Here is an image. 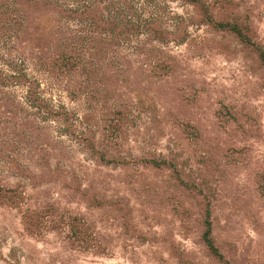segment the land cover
Segmentation results:
<instances>
[{"label":"rangeland","instance_id":"obj_1","mask_svg":"<svg viewBox=\"0 0 264 264\" xmlns=\"http://www.w3.org/2000/svg\"><path fill=\"white\" fill-rule=\"evenodd\" d=\"M234 2L232 12L248 19L264 45V0ZM169 8L176 16L192 15L180 1ZM188 31L185 44L164 50L174 57L169 76L144 73L106 85L128 112L120 156L173 158L185 181H207L208 191L201 189L211 198L213 236L224 259L264 264V193L257 189L264 175V66L232 36L205 26ZM38 77L44 98L82 117L80 130L87 126L86 134L100 143L112 110V101L100 95L103 87L96 84L99 95L83 105ZM46 124L48 139L61 143L51 152H63V173L50 182L0 176V184L19 185L24 193L14 205L0 201V264H222L200 238V197L177 186L169 169L101 166L57 123ZM206 159L212 174L202 165ZM49 163L54 170L55 161ZM28 168L40 173L38 166ZM72 219L76 226H69Z\"/></svg>","mask_w":264,"mask_h":264},{"label":"trees","instance_id":"obj_2","mask_svg":"<svg viewBox=\"0 0 264 264\" xmlns=\"http://www.w3.org/2000/svg\"><path fill=\"white\" fill-rule=\"evenodd\" d=\"M174 1L189 6L192 15H174L169 8ZM236 6L234 0H0V176L50 182L62 175L59 157L63 152H51L61 143L48 139L51 127L46 124L57 123L59 131L87 151L96 164L169 169L177 186L200 197V238L207 252L219 263L231 264L218 250L213 236L211 198L201 189L204 185L208 191L207 181H185L173 158L120 156L125 139L121 127L128 123V112L106 85L116 79L127 84L144 73V78L157 80L169 76L174 71V57L164 50L170 44H185L188 28L193 25L234 37L264 66V45L248 19L232 12ZM102 70L110 74L100 77ZM38 76L55 88L61 87L70 100L83 101V105L99 95L93 88L96 84L103 87L100 95L112 101V110L106 113L111 120L103 128L100 143L95 142L94 135L86 134L87 126L80 130L82 117L44 98ZM50 160L55 161L54 170H50ZM208 161L203 160L202 165L212 174L214 168ZM31 164L40 167L39 174L30 172ZM19 188L0 184V201L16 204L24 196ZM257 189L264 193L263 174ZM90 201L97 203L98 199L91 197ZM68 224L76 226L78 222L72 219Z\"/></svg>","mask_w":264,"mask_h":264}]
</instances>
